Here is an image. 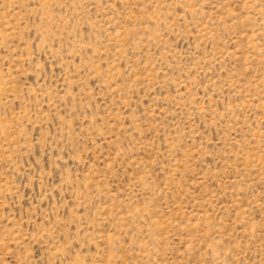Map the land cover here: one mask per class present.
<instances>
[{
	"label": "rangeland",
	"instance_id": "rangeland-1",
	"mask_svg": "<svg viewBox=\"0 0 264 264\" xmlns=\"http://www.w3.org/2000/svg\"><path fill=\"white\" fill-rule=\"evenodd\" d=\"M0 264H264V0H0Z\"/></svg>",
	"mask_w": 264,
	"mask_h": 264
}]
</instances>
